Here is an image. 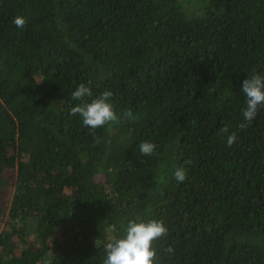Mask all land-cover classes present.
<instances>
[{
  "label": "trees",
  "instance_id": "1",
  "mask_svg": "<svg viewBox=\"0 0 264 264\" xmlns=\"http://www.w3.org/2000/svg\"><path fill=\"white\" fill-rule=\"evenodd\" d=\"M255 73L264 0H0V264H103L151 219L159 264H264V109L239 127ZM81 83L138 119L83 126Z\"/></svg>",
  "mask_w": 264,
  "mask_h": 264
},
{
  "label": "clouds",
  "instance_id": "2",
  "mask_svg": "<svg viewBox=\"0 0 264 264\" xmlns=\"http://www.w3.org/2000/svg\"><path fill=\"white\" fill-rule=\"evenodd\" d=\"M12 23L18 29H23L28 23L23 16H15ZM242 92L246 98V107L242 109L245 123H241L239 127L244 129L250 126L256 119L261 109H264V75L255 73L243 80ZM74 100L80 103L71 107L69 114L79 116L83 126L90 129H97L108 124H118L121 119L134 121L138 119L133 112L128 109L122 115H118L114 105L110 102L113 97L112 91H104L100 95L93 98L90 87L81 83L72 93ZM90 98V99H86ZM222 133H227L228 128L225 126L220 129ZM236 140V133H232L227 137L229 147ZM141 154L151 156L155 153L157 145L144 141L138 145ZM174 178L178 182L186 179V172L183 167L177 168ZM150 211V209H149ZM125 234L123 237H112L104 245L106 258L103 264H159V258L156 251V241L168 235V228L163 221L151 219L148 221L129 220ZM172 252L171 247L166 249Z\"/></svg>",
  "mask_w": 264,
  "mask_h": 264
}]
</instances>
